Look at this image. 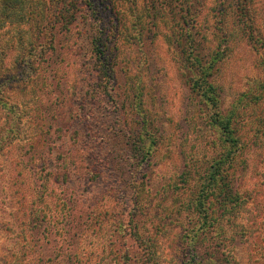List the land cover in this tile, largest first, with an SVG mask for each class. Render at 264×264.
I'll use <instances>...</instances> for the list:
<instances>
[{
	"label": "rangeland",
	"instance_id": "1",
	"mask_svg": "<svg viewBox=\"0 0 264 264\" xmlns=\"http://www.w3.org/2000/svg\"><path fill=\"white\" fill-rule=\"evenodd\" d=\"M35 1L29 22L28 8L0 20L4 67L34 44L30 70L6 72L27 79L4 93L19 109L14 130L0 136V264H16V248L29 244L26 222L37 217L55 224L41 230L55 234V259L63 223L77 217L79 264H115L117 246L124 264L187 260L199 217L186 204L221 149L210 119L217 106L195 83L204 67L193 54L211 65L222 110L238 105L253 143L240 182L246 199L236 224H223L227 237L239 234L215 264L230 253L264 264V0ZM10 115L0 111V130ZM134 144L152 153L143 159ZM215 233L201 243L210 252Z\"/></svg>",
	"mask_w": 264,
	"mask_h": 264
},
{
	"label": "trees",
	"instance_id": "2",
	"mask_svg": "<svg viewBox=\"0 0 264 264\" xmlns=\"http://www.w3.org/2000/svg\"><path fill=\"white\" fill-rule=\"evenodd\" d=\"M35 2V0H0V20L4 17L10 18L14 13L23 15L28 8L26 16L27 22H29V17H32L36 12ZM241 8L243 9V7ZM62 16L67 24L72 22V19H69V16L72 15L62 13ZM30 29H32V26ZM33 46L32 40H29L26 46L20 45L19 48H22V53L18 57L19 61L18 63L14 61L11 67L16 66V70L19 72L20 70H30V64H33V61H29L28 55L31 54V48H33ZM26 49H28L27 52ZM202 58L196 54H193L191 58L194 60V63H201L204 67L202 73L201 70H199V77L195 79V83L199 85L198 89L201 90L202 96L217 106L215 113L210 115V119L215 117L214 127H216L215 132L217 133L216 140H221L219 144L221 149L218 151L219 153L217 155L211 156L210 164L204 169L202 181L198 183L196 189L191 191L189 195L186 209L192 213L195 211L193 214L199 217V219L193 222V229H195L196 224L197 229H195V231L191 229L190 236L188 235L187 260L184 262L182 261L181 264H215L220 257L218 252L222 253L223 248H226L225 241H234L236 239L239 232L235 231L234 234L227 237L226 233L223 232V224H236L237 214L246 199L241 191L242 187L240 182L247 165L245 152L253 145L247 132L242 131L239 123V117H241V115L238 111V105H232L226 112L222 110L220 93L217 91L216 85L211 81L212 79L208 77L211 65L207 64V61ZM3 62L4 60L1 58L0 111L5 110L7 114L12 110L14 113V115H10L11 120L7 123L8 125L0 130V136L4 138L5 136H9V133L14 130L10 124L12 123L14 125V120L17 117L16 113L19 109L18 103L11 102L10 97L8 98L4 95L5 89L15 83L25 82L27 77L23 75H19V77H12L9 75V77H6V72L11 67H4ZM194 63H191L192 67L195 66ZM37 64L39 65V63ZM12 78L18 79L12 80ZM4 79L6 81H4ZM262 96L264 98V92L261 97ZM259 97L258 95L257 98ZM262 124L264 126V118L260 126H262ZM7 126L9 127L7 128ZM259 134L260 127L258 126L255 128L254 136H259ZM2 143L3 142H0V148ZM134 145L138 148V154H141L143 159L149 157L152 153V149L146 148L144 144L140 146ZM211 204H214V209H212ZM79 218H84L86 221L89 217ZM76 219L77 217H67L62 225L64 232L59 244L61 247L60 251L63 255L59 259H55L51 251L52 239L55 236L54 232L48 237H45L41 233V230L48 226H50L51 230H54V222L48 224L44 217H37L36 220H32L31 218L28 219L26 224L30 232L29 244L16 248V254L18 256L16 264H68L66 260H72L69 264H74V262L79 264L81 261L76 260V256L79 251L78 244L81 238H83V231L85 228L83 227L80 229L81 231L78 232L79 236H74L71 230L75 227L74 222ZM14 220L16 221L17 217H14ZM76 223L79 226L84 225V222L79 219L76 220ZM214 228L218 230V233H215L218 235L216 236V243L211 247L212 252H210L208 249H205L206 246L203 248L201 243L203 239L209 238L208 233ZM115 250L119 255L114 263L124 264L127 250H122L118 246ZM85 262L86 261H84V263ZM111 263L112 262H110V264ZM219 264H240V262L230 253V258H226L224 262Z\"/></svg>",
	"mask_w": 264,
	"mask_h": 264
}]
</instances>
